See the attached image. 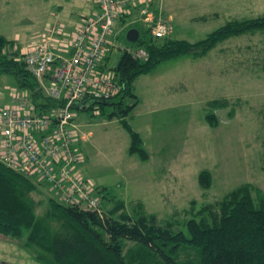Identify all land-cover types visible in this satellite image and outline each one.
Wrapping results in <instances>:
<instances>
[{
    "label": "rangeland",
    "instance_id": "1",
    "mask_svg": "<svg viewBox=\"0 0 264 264\" xmlns=\"http://www.w3.org/2000/svg\"><path fill=\"white\" fill-rule=\"evenodd\" d=\"M67 3L62 2L69 8ZM53 4L54 0H0V35L14 38L41 30L52 18L48 6ZM154 9L157 20L169 22L166 37L193 43L231 20L264 15V0H158ZM129 29L119 34V49L108 66H116L121 47L129 45ZM263 58L264 32L247 33L228 38L203 57L163 62L137 77L138 104L128 121L143 137L150 154L145 162L128 153L130 135L117 118L108 117L112 105L81 112L78 122L85 139L80 172L95 188L105 189L103 209L122 202L130 212L142 203L159 223L185 231V222L202 206L218 210L223 198L242 184L254 186L257 204V192L264 197ZM14 90H19L16 79L0 74V112ZM215 99L229 104L214 111L218 126L211 128L205 116L208 102ZM202 170L211 173L208 189L198 183ZM30 197L37 204L36 214L45 215L53 199L48 189L37 185ZM52 225L59 226L58 222ZM25 240L26 236L0 234V264H42L35 259L37 248L27 247ZM123 246L128 259L137 245L123 240ZM178 255L180 261L195 263L198 251L183 246ZM158 264L164 263L158 260Z\"/></svg>",
    "mask_w": 264,
    "mask_h": 264
},
{
    "label": "trees",
    "instance_id": "2",
    "mask_svg": "<svg viewBox=\"0 0 264 264\" xmlns=\"http://www.w3.org/2000/svg\"><path fill=\"white\" fill-rule=\"evenodd\" d=\"M129 28H137L140 37L135 43L127 41V46L144 49L147 59H136L123 51L116 66L110 67L122 91L112 100L98 104L101 109L105 105L114 107L108 117L117 118L130 135L128 153L137 154L145 162L150 159L149 152L142 136L128 121L138 104L134 93L136 78L152 72L163 62L203 57L228 38L264 32V15L231 20L193 43L171 37L153 38L149 30L139 24ZM14 46V41L0 35V74L11 75L19 88L34 91L37 101L40 95L36 91V80L24 63L18 61L20 54ZM115 99L118 100L113 101ZM126 99L132 102L125 103ZM228 104L222 99L208 102L205 122L211 128L218 126L214 111ZM198 183L202 189H208L210 171L202 170ZM254 189L249 183L240 185L223 198L218 210L202 206L185 222V231H176L171 223L161 224L155 214H147L142 203L130 208L129 212L121 202L115 208H108L107 217L101 218L93 212L51 199L45 215L38 216L37 204L30 197L37 190V184L0 162V234L12 238L26 236L25 245L37 248L35 259L42 264H158V260L164 264H264V197L257 192L255 204ZM101 191L105 193V189ZM191 209L194 210V206ZM53 222L59 224L55 229ZM123 240L137 245L130 252L129 260L124 253ZM183 246L197 249L195 263L179 260V248Z\"/></svg>",
    "mask_w": 264,
    "mask_h": 264
},
{
    "label": "built area",
    "instance_id": "3",
    "mask_svg": "<svg viewBox=\"0 0 264 264\" xmlns=\"http://www.w3.org/2000/svg\"><path fill=\"white\" fill-rule=\"evenodd\" d=\"M95 4L74 35H65L60 28L51 31L62 34L66 43L54 46L45 37L18 58L36 80L40 98L36 101L28 89L13 91L0 112V162L46 187L56 202L104 218L101 189L80 172L85 136L79 112L121 93L119 79L105 63L108 49L119 48L121 32L139 24L161 39L170 26L162 17L156 19L158 0H95ZM120 50L147 59L141 48Z\"/></svg>",
    "mask_w": 264,
    "mask_h": 264
},
{
    "label": "crops",
    "instance_id": "4",
    "mask_svg": "<svg viewBox=\"0 0 264 264\" xmlns=\"http://www.w3.org/2000/svg\"><path fill=\"white\" fill-rule=\"evenodd\" d=\"M50 1V0H49ZM55 4L48 6L50 9V14L52 16L45 26L38 31H34L28 35L16 34L14 38L5 37L7 40L15 42L14 48H19V54L21 55L24 51L28 50V47H32L37 43H41L45 37L51 38L52 45L57 46L61 43H66L63 40V35H57L55 32L52 34L51 31L60 28L64 30L65 35L72 36L75 33L77 24L84 17H89L94 12L96 8L95 0H54ZM62 2H68L67 5L69 8L63 6ZM8 3V2H7ZM53 36V37H52ZM57 36V37H54ZM23 42V43H22ZM119 44V42H117ZM118 48L110 47L107 51V59L105 63L108 66V62L111 59L112 54ZM110 67V66H108ZM135 82V81H134ZM84 112V111H82ZM81 112H79L80 114ZM79 118V115H78ZM81 129L82 125L80 124ZM83 131V130H82ZM141 135V134H140ZM143 138V137H142ZM150 155V154H149Z\"/></svg>",
    "mask_w": 264,
    "mask_h": 264
},
{
    "label": "water",
    "instance_id": "5",
    "mask_svg": "<svg viewBox=\"0 0 264 264\" xmlns=\"http://www.w3.org/2000/svg\"><path fill=\"white\" fill-rule=\"evenodd\" d=\"M140 37V32L137 28H130L126 33V40L130 43H135Z\"/></svg>",
    "mask_w": 264,
    "mask_h": 264
}]
</instances>
